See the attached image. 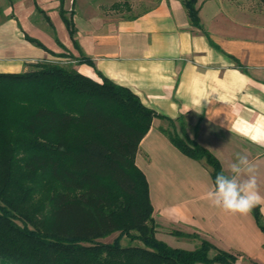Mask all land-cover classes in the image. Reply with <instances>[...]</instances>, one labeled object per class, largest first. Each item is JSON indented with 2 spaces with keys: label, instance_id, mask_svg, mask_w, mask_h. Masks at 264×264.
Here are the masks:
<instances>
[{
  "label": "trees",
  "instance_id": "trees-1",
  "mask_svg": "<svg viewBox=\"0 0 264 264\" xmlns=\"http://www.w3.org/2000/svg\"><path fill=\"white\" fill-rule=\"evenodd\" d=\"M181 1L188 22L207 35L197 0ZM58 9L75 43L63 0ZM24 38L48 50L27 33ZM74 58L93 65L90 58ZM95 71L100 81L53 62L0 71V264H237L236 254L205 238L189 249L157 236L148 182L135 154L154 117L173 126L175 120ZM162 131L187 156L204 158L214 181L222 165L209 149ZM251 215L264 232L260 206Z\"/></svg>",
  "mask_w": 264,
  "mask_h": 264
},
{
  "label": "crops",
  "instance_id": "crops-1",
  "mask_svg": "<svg viewBox=\"0 0 264 264\" xmlns=\"http://www.w3.org/2000/svg\"><path fill=\"white\" fill-rule=\"evenodd\" d=\"M35 1L52 24L42 14L43 26L55 34L45 46L60 47L57 38L73 57L92 61L74 64L79 72L100 80L97 69L162 116L182 121L225 172L237 153L248 155L258 167L264 194V2L197 0L207 35L188 22L181 0H158L138 13L114 18L86 12L81 27L74 13V43L60 17L59 0ZM64 8L70 12V0H64ZM57 27L67 33L65 40L57 36ZM25 48L26 57H45L41 47L26 42ZM14 63L4 57L0 70H12ZM164 121L152 119L135 154L148 182L156 234L164 225L190 229L237 257L264 261V232L253 215L227 214L210 204L205 197L213 184L210 165L178 150L162 131ZM260 209L264 217V204Z\"/></svg>",
  "mask_w": 264,
  "mask_h": 264
},
{
  "label": "rangeland",
  "instance_id": "rangeland-1",
  "mask_svg": "<svg viewBox=\"0 0 264 264\" xmlns=\"http://www.w3.org/2000/svg\"><path fill=\"white\" fill-rule=\"evenodd\" d=\"M157 1L158 0H70V16L73 19V14L76 13V23L78 27H81V21L82 18L85 16L86 12L88 14L94 15L95 17L101 18H103L104 16L105 18L129 16L150 7ZM33 5L34 11L32 10ZM35 9L36 8L34 0H0V59L4 57H11L13 58V62H15L14 64L16 65L12 67V70L1 69L0 71L19 72L29 70L34 68L37 62H53L61 65L71 66H74V64L76 65L75 58L72 54L67 52L65 46L62 44H58L60 47H57L56 49H51L48 47V50L44 49L46 51L44 54V58H29L24 55V53L26 52V42H28L30 46L38 48V46L34 45L33 43L29 42L24 38V30L27 32L28 35L38 39L43 44L47 43V45H49L54 40V31L47 29L43 26V24H45V21L42 19V14L44 15L45 11L42 8L41 9L44 13ZM65 11L66 15L69 16L68 10L65 9ZM71 11L73 13H71ZM53 19L55 20V16L53 17ZM74 25H76L75 22ZM20 27L24 29L23 32ZM9 32L11 33V35ZM57 36L62 40H65L67 38V33H64L61 29H59V27H57ZM164 122L165 128L171 131H176L178 133V136H181L182 138H191L189 136L190 133H188V130L182 125V121H180L181 123L174 122V126L170 124L167 120ZM171 229L175 230L176 228L173 226H161L159 229V234L157 236L172 246H178L189 249L195 247L200 243L198 234H196L193 230H179L191 235H174L171 233L165 234ZM115 235L116 232L103 238V240L109 241ZM128 242V238L124 237L122 239V243L125 244ZM214 252L215 251L211 250L210 254H213ZM257 261L258 262H255L254 260L248 257H237L236 263L264 264V261L260 257L257 258Z\"/></svg>",
  "mask_w": 264,
  "mask_h": 264
},
{
  "label": "clouds",
  "instance_id": "clouds-1",
  "mask_svg": "<svg viewBox=\"0 0 264 264\" xmlns=\"http://www.w3.org/2000/svg\"><path fill=\"white\" fill-rule=\"evenodd\" d=\"M215 208L232 215H249L264 204V194L258 181V167L248 155L237 153L227 165V171L218 172L211 188L205 194Z\"/></svg>",
  "mask_w": 264,
  "mask_h": 264
}]
</instances>
